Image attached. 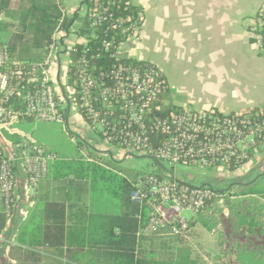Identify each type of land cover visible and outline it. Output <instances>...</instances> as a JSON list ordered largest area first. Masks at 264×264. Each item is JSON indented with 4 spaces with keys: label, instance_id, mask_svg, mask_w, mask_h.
Wrapping results in <instances>:
<instances>
[{
    "label": "built area",
    "instance_id": "1",
    "mask_svg": "<svg viewBox=\"0 0 264 264\" xmlns=\"http://www.w3.org/2000/svg\"><path fill=\"white\" fill-rule=\"evenodd\" d=\"M116 4L117 0L84 3L83 19L90 32L83 35L82 44L66 50L67 100L54 85L59 36L68 32L63 28L64 16L58 19L41 63L14 65L8 46L0 42V121L30 118L65 123L77 101L84 119L95 129L100 126L102 138L119 148L138 151L156 164L157 170L138 174L131 193L132 200L147 211L139 235L152 236L167 229L179 240L188 239L192 224L208 203L225 193L210 185L178 180L176 166L228 170L245 166L264 148V108L224 113L172 106L167 99L161 102L162 72L129 52L142 39V17L115 12ZM250 30L264 56V9L258 11ZM72 78L75 85L69 83ZM17 96L24 103L22 109L15 107ZM15 147L18 155L4 156L0 165V196L8 218L17 201V164H23L28 189L34 191L59 159L56 152L32 141L22 140Z\"/></svg>",
    "mask_w": 264,
    "mask_h": 264
},
{
    "label": "crops",
    "instance_id": "2",
    "mask_svg": "<svg viewBox=\"0 0 264 264\" xmlns=\"http://www.w3.org/2000/svg\"><path fill=\"white\" fill-rule=\"evenodd\" d=\"M17 1L20 3V0H13L7 11L18 14L22 5ZM57 1L63 5L64 17L74 18L85 11L83 6L86 0ZM130 2L143 10L144 21L142 39L139 43H133L139 47L130 46L129 52L154 64L165 75L169 89L167 101L171 105H189L200 110L216 109L224 113L245 112L264 106V56L260 54L250 30L258 11L264 9V0ZM2 18H7L5 12ZM65 30L68 32L64 31L59 36L61 46L55 64V73L57 70L59 78L62 71L66 72V50L82 44L85 35L75 34L73 24ZM72 36L73 39L67 42L66 39ZM11 37V31L0 33L4 43ZM29 121L33 119L9 121V124L0 121V134L7 129L11 135H18L17 138L13 136L11 141L0 136V148L5 155L14 154L16 144L23 138L22 131L13 130L12 126ZM62 160L72 161L67 158ZM16 170L17 201L12 218L7 219L0 233V264H16L8 256V246L17 243V236L25 225L42 224L45 233L48 232L47 241L38 249L44 257V264H65L68 262L67 247L50 242L55 233L54 225L63 223L72 226L78 221L88 224L92 218L83 216L84 212L120 213V201L116 211H108L107 204L103 205L106 207L103 209L88 202L85 197L87 189L81 185L88 177L80 180L75 174L64 175L62 171L52 168L33 191L28 189L23 164L18 163ZM232 171L235 173L229 177L230 187L219 191L225 193L226 202L220 198L218 203L215 199L214 205L192 224L188 239L177 238V263L190 256L200 264H264V226L255 222V203H264V191L259 194L255 191V186L259 187V182L264 179V148L254 153L251 162ZM238 186L240 189H235ZM61 207L65 209V219L57 218V213L61 214ZM217 207L225 210L218 214ZM80 211L81 216L78 217L76 214ZM3 213L5 206L0 196V215ZM207 216L211 217L209 223L205 222ZM156 237L166 238L163 235ZM188 248H193L194 252Z\"/></svg>",
    "mask_w": 264,
    "mask_h": 264
},
{
    "label": "trees",
    "instance_id": "3",
    "mask_svg": "<svg viewBox=\"0 0 264 264\" xmlns=\"http://www.w3.org/2000/svg\"><path fill=\"white\" fill-rule=\"evenodd\" d=\"M12 1L0 0V33L10 31L11 27L17 30H14L7 43L1 39L0 42L8 46L14 65L27 67L32 63H41L43 58H38L39 53L31 54L30 50L44 52L47 44L53 40L55 29L58 27V19L64 15L63 5L57 0H20V3L19 1L16 3L21 4L22 8L18 14H13L7 11L14 3ZM114 8L115 12L120 14H129L137 18L141 16V22L144 21L143 10L132 4L130 0H117ZM4 12L7 17L5 19L2 18ZM64 18L63 28L66 29L75 23L77 14L74 18L66 15ZM74 31L77 35H86L90 32V27L84 21ZM161 75L165 80L164 91L159 97L162 102L167 99L169 89L165 75L163 73ZM69 83L75 85L74 78L70 79ZM14 103L17 109L24 107L21 96H17ZM261 108L264 106L255 107L251 111H259ZM98 154L95 155L98 156ZM4 156L6 155L0 148V165ZM93 165L96 167L102 165V162L92 161V158L89 162L58 159L51 164L50 170L55 168L62 171L64 175L72 173L78 179L84 180L92 172ZM137 176L138 174L133 177H124L120 182L117 191L121 208L119 214H87L83 211V216L92 218L88 224L85 221H78L72 226L63 223L54 225L55 233L50 234L53 237L50 238L51 241L48 240L55 245L67 247L68 262L65 264H200L190 256L184 258L185 260L180 259L177 263L176 242L178 239L167 229L152 236L139 235L148 217L146 209L131 198ZM214 202L215 200L208 203L203 214L214 205ZM82 208L80 210H83ZM59 210L61 214L57 213V218L65 219L64 207ZM81 212L76 215L80 217ZM138 214L140 216H137ZM69 217L71 214L68 215ZM7 219L5 213L0 215V233ZM39 222L42 223L41 220ZM158 235L166 236V238L156 237ZM47 236L48 232L45 233L42 224L23 226L17 236V243L8 246L9 258L16 264H44V257L38 249L47 241ZM163 245H170V247Z\"/></svg>",
    "mask_w": 264,
    "mask_h": 264
},
{
    "label": "rangeland",
    "instance_id": "4",
    "mask_svg": "<svg viewBox=\"0 0 264 264\" xmlns=\"http://www.w3.org/2000/svg\"><path fill=\"white\" fill-rule=\"evenodd\" d=\"M85 1V0H84ZM85 9L86 6H83ZM83 13L77 14V20L73 24V29L78 28L84 23ZM16 31L15 27H11L10 31ZM73 39V36L66 41ZM134 45V46H133ZM131 45L133 48H138V44ZM31 54H38V58L44 57V52L39 50H30ZM65 60V57L62 56ZM68 76L67 72L62 71L60 78L56 71L54 85L58 86L60 90H68ZM64 83V84H62ZM70 87V86H69ZM71 89V87H70ZM69 89V90H70ZM187 108H192L186 105ZM7 124H9L7 122ZM95 125L88 123L81 113L78 111L77 101H73L68 114V119L65 123L52 121L33 120L25 124L13 125V130L22 131V140H28L35 143H40L47 149L56 152L60 159H71L74 161L82 160L89 162L98 160L102 165L94 166L92 172L89 174L86 181H82L81 185L87 189L85 197L88 202L103 207L107 204L108 211H116L119 207V200L117 191L119 190L120 182L124 177H133L136 174L146 173L157 170L155 162L146 157L138 151H131L119 148L100 135V126L97 129ZM7 129L2 130L0 136L6 137L8 141L17 138L18 135L8 133ZM16 155L18 150L14 148ZM99 153H97V152ZM95 154H98L95 155ZM94 159V160H93ZM167 170H171L172 166L164 164ZM235 171L228 169H206L198 166H176V174L178 180L184 182H191L196 186L209 184L217 191H224L230 187L229 177L234 175ZM259 187L255 186V191L262 193L264 191V179L259 182ZM235 189H240L236 187ZM222 201L226 202V197H221ZM220 199V200H221ZM216 202L220 203L219 199ZM227 205V204H225ZM256 218L255 222L264 226V203H255ZM218 214L223 213L225 208H215ZM207 223L210 222L211 217L207 216L205 219ZM190 252H194L193 248H188Z\"/></svg>",
    "mask_w": 264,
    "mask_h": 264
},
{
    "label": "water",
    "instance_id": "5",
    "mask_svg": "<svg viewBox=\"0 0 264 264\" xmlns=\"http://www.w3.org/2000/svg\"><path fill=\"white\" fill-rule=\"evenodd\" d=\"M62 89H61V91H62V94H63V97L67 100V96H66V93H65V91H64V89H63V87H61Z\"/></svg>",
    "mask_w": 264,
    "mask_h": 264
}]
</instances>
